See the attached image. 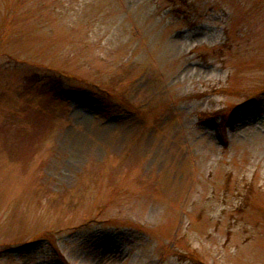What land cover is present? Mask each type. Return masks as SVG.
Wrapping results in <instances>:
<instances>
[{"label":"rangeland","instance_id":"374dc122","mask_svg":"<svg viewBox=\"0 0 264 264\" xmlns=\"http://www.w3.org/2000/svg\"><path fill=\"white\" fill-rule=\"evenodd\" d=\"M0 264H264V0H0Z\"/></svg>","mask_w":264,"mask_h":264}]
</instances>
